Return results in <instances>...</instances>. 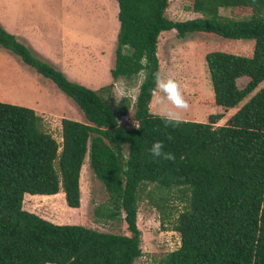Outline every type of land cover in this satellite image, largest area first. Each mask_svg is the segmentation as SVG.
Wrapping results in <instances>:
<instances>
[{"label":"trees","instance_id":"obj_1","mask_svg":"<svg viewBox=\"0 0 264 264\" xmlns=\"http://www.w3.org/2000/svg\"><path fill=\"white\" fill-rule=\"evenodd\" d=\"M113 80L141 76L132 103L136 126L125 128L112 107L92 89L68 80L34 57L0 27V46L48 78L82 112L85 122L62 117L60 142L41 129V117L26 106L0 102V264H132L140 256L135 226L137 193L147 184L168 192L176 188L184 205L172 223L179 245L156 264H264V85L232 114L229 124L183 120L165 128L149 111L158 70V34L173 29L214 33L253 41L249 56L213 50L204 55L213 102L231 107L264 79V0H191L199 16L171 20L168 0H115ZM240 4L258 8L253 17L233 18L219 8ZM263 13V14H261ZM141 58L145 63H140ZM247 75L242 88L235 80ZM130 102V103H129ZM171 139H168V137ZM164 142L174 161L156 160L147 149ZM87 165L108 194L109 218L123 213L129 234L55 224L22 208V196L63 192L65 205H79V171Z\"/></svg>","mask_w":264,"mask_h":264},{"label":"rangeland","instance_id":"obj_2","mask_svg":"<svg viewBox=\"0 0 264 264\" xmlns=\"http://www.w3.org/2000/svg\"><path fill=\"white\" fill-rule=\"evenodd\" d=\"M43 4L44 7L39 12L28 11L30 7L39 5L41 8ZM59 4L61 0H0V15L4 13L3 20L9 23L12 20L13 24L19 21L20 24L21 21L27 20L25 18H29V13H35L34 18H37L40 16L38 13L41 14L46 5L51 9V6ZM190 4L191 0H168L164 14L171 20L199 16L190 10ZM47 10L44 18L50 13V10ZM260 11L258 8L236 3L231 7L219 8L221 16L233 18L257 16ZM110 15L109 6L105 3L104 13L100 14L102 18L96 25L77 26L66 22V25L62 26L67 47L64 51L66 53H63L69 55V51L79 52L81 49L80 53L85 57L90 48L98 47V64H93V72L91 69L88 72L77 69L73 76L86 81L102 99L115 107L121 99L127 98L131 103L134 101L141 76L132 80L111 78L108 70L114 60L115 39L112 38V34L115 26ZM32 21L39 22L36 19ZM52 29L47 44L54 49L59 43L56 39L57 32L55 28ZM252 45L253 41L250 39H228L206 32H190L182 38L177 37L173 29L158 34L156 42L158 70L162 76L171 77L178 82L189 104L188 110L182 112L183 120L206 122L208 116H214L217 118L213 126L229 124L232 114L264 85V79L238 103L223 108L213 102L204 55L209 51L218 50L249 56ZM1 52L3 51H0V102L31 108L41 117V129L48 132L57 143L60 142L59 120L62 117L85 122L82 112L75 103L59 91L49 79L36 75L31 68L23 66L12 52L5 51L6 54ZM106 54L108 58H104ZM248 79L247 75L238 77L235 80L236 86L244 87ZM156 95L153 90L148 104L149 111L153 114H157L161 109L156 103ZM132 112L133 108L130 105L125 115L116 113L118 123L125 122L130 125L129 123L133 121ZM78 184V207L66 206L64 198L62 199V190L59 189L56 196L36 203L37 209H34L36 215L55 224H75L103 232L129 234L122 212L113 218L107 216L112 209L108 194L88 167L86 157L80 167ZM180 194L176 188L164 192L154 188L153 184H147L137 193L135 226L140 232L141 254L132 264H156L165 253L178 247L179 235L171 228L175 216L184 205L183 199L187 196L185 193ZM23 199L21 206L25 209L30 199Z\"/></svg>","mask_w":264,"mask_h":264},{"label":"crops","instance_id":"obj_3","mask_svg":"<svg viewBox=\"0 0 264 264\" xmlns=\"http://www.w3.org/2000/svg\"><path fill=\"white\" fill-rule=\"evenodd\" d=\"M105 3H107L109 6V10L111 12L110 19H111V22H113L115 26L114 32L112 34V38L115 39L116 32L118 29V21L116 18L117 6H116L115 0H112V1L111 0H61V4L57 6H51L52 7L51 9H48V6L46 5L44 8L45 10L43 9L41 14L38 13L40 16L37 18H34L35 13L33 14H30V13L32 11L39 12L44 7V4L42 5L41 8L39 7V5H35L34 8L32 7L28 8V11L30 12L29 18H25L27 20L21 21L22 23L20 24H18L20 21L14 22L13 24L12 20H11V23H9L6 20H3L4 13H1L0 27H2L6 32L12 34L19 43L22 42L23 44L22 43L21 44L25 46L34 57L52 66L54 69L60 71L63 75L66 74L68 76L67 77L68 80L70 79V81L72 80V82L81 84L91 89L92 87H90L86 81H83L82 79L74 77L73 74H75V72L78 71L77 69H81L84 72H88V70L90 69L92 70L93 64L94 65L98 64V56H99L98 47L90 48V50L86 52L85 57H82V54L80 53L81 49L79 52L69 51L68 52V54L70 53L69 55L64 54L66 53L64 51L67 47H66V39L64 38L65 30H62V26L66 25V22L73 23L72 25H77V26L96 25L99 19L102 18L100 14L102 15V13H104ZM47 9L50 10V13L48 14L47 18H44ZM10 19H7V20H10ZM35 19L39 20V22L41 23L37 21H32ZM51 27H53V29L55 28L57 32L56 39L59 43V46L57 45L56 48L54 49L47 44L49 37H51V34H50V31L52 29ZM68 49L72 50L71 48H68ZM0 51L10 52L7 49H2L1 46H0ZM3 54H6V52ZM104 58H108L107 54ZM20 62L23 66L31 68L30 66L23 63L21 60ZM31 70L34 72L33 68H31ZM34 74L40 75L37 72ZM57 193L48 194V195L46 194H29L28 195V193H24L22 196V200H24L23 198L30 199L29 203L26 204V206L24 207L25 208L24 210L37 214L34 211L35 208L37 209L36 203L42 200H46L48 197L52 198L56 196ZM62 199H63V192H62ZM45 264H52V263H45Z\"/></svg>","mask_w":264,"mask_h":264},{"label":"clouds","instance_id":"obj_4","mask_svg":"<svg viewBox=\"0 0 264 264\" xmlns=\"http://www.w3.org/2000/svg\"><path fill=\"white\" fill-rule=\"evenodd\" d=\"M140 63H145L141 58ZM154 82V91L157 93L156 103L161 106L160 111L156 114L163 122L165 128L179 127L184 121L182 112L189 108L188 102L185 100L180 85L171 77H164L159 71L152 74ZM168 139H171L169 136ZM165 145L161 140H155L147 149L149 156L156 160L174 161L175 155L164 150Z\"/></svg>","mask_w":264,"mask_h":264},{"label":"built area","instance_id":"obj_5","mask_svg":"<svg viewBox=\"0 0 264 264\" xmlns=\"http://www.w3.org/2000/svg\"><path fill=\"white\" fill-rule=\"evenodd\" d=\"M120 125H122V126H124L125 128H129V127H131V126H136V122L135 121H131L129 124L130 125H128L127 123H119Z\"/></svg>","mask_w":264,"mask_h":264},{"label":"bare ground","instance_id":"obj_6","mask_svg":"<svg viewBox=\"0 0 264 264\" xmlns=\"http://www.w3.org/2000/svg\"><path fill=\"white\" fill-rule=\"evenodd\" d=\"M133 103V102H132ZM132 103H131V106H132ZM123 115H125V114H123ZM122 116V115H121Z\"/></svg>","mask_w":264,"mask_h":264}]
</instances>
